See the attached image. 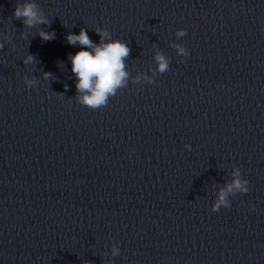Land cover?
Instances as JSON below:
<instances>
[{"label": "water", "instance_id": "95a60500", "mask_svg": "<svg viewBox=\"0 0 264 264\" xmlns=\"http://www.w3.org/2000/svg\"><path fill=\"white\" fill-rule=\"evenodd\" d=\"M18 2L0 0V264H264V0H35L31 28ZM82 27L131 49L98 110L76 100ZM233 167L249 191L212 212Z\"/></svg>", "mask_w": 264, "mask_h": 264}, {"label": "clouds", "instance_id": "9594fccd", "mask_svg": "<svg viewBox=\"0 0 264 264\" xmlns=\"http://www.w3.org/2000/svg\"><path fill=\"white\" fill-rule=\"evenodd\" d=\"M15 19L22 20L25 27L31 28L38 25H48L49 21L43 10L38 6L35 0H25L23 3H17L13 12ZM95 32L100 37V42H93L85 28H81L79 34L69 32L66 35V40L71 45L79 44L81 49L74 55H70L71 71L76 78V100L79 104L88 107L91 110H98L107 106L110 97L116 96L119 89L125 88L129 81V72L126 70V60L130 55L131 49L124 41L112 39L107 30L96 29ZM40 38L44 41L55 38L54 32L40 30L38 32ZM187 35L186 29H178L175 36L179 39ZM7 40V36L4 37ZM3 43H0V48H3ZM171 47L176 49L178 55L186 57L188 52L181 44H171ZM154 60L156 62V73H164L168 71L169 60L159 50L155 51ZM34 61L32 55H27L23 63L31 64ZM44 78L47 79L51 74L44 73ZM143 79L145 82L153 83V78L148 76L138 75L133 79V83L140 82ZM24 83L28 87H33L35 80L24 78ZM190 148L189 145H185ZM231 182L225 183L223 188H220L216 194L211 211L218 212L221 207H230L228 197L236 193H247L249 191L248 181L241 176V171L238 167H233L231 172ZM120 249L113 247L112 255H119Z\"/></svg>", "mask_w": 264, "mask_h": 264}]
</instances>
